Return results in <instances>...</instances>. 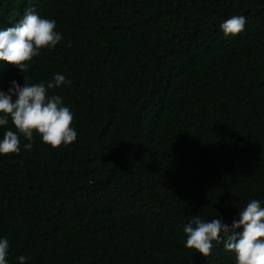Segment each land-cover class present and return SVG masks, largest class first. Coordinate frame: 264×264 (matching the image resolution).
<instances>
[{
	"label": "trees",
	"instance_id": "obj_1",
	"mask_svg": "<svg viewBox=\"0 0 264 264\" xmlns=\"http://www.w3.org/2000/svg\"><path fill=\"white\" fill-rule=\"evenodd\" d=\"M30 8L63 40L24 73L0 60V90L64 75L49 95L78 136L0 154L8 264H236L186 248L183 226L264 207V0H0V30Z\"/></svg>",
	"mask_w": 264,
	"mask_h": 264
},
{
	"label": "clouds",
	"instance_id": "obj_2",
	"mask_svg": "<svg viewBox=\"0 0 264 264\" xmlns=\"http://www.w3.org/2000/svg\"><path fill=\"white\" fill-rule=\"evenodd\" d=\"M246 22L245 16L234 15L219 27L226 37L236 36L245 30ZM62 40V33L56 31V21L43 18L30 8L14 27L0 30V60L24 73L42 49H54ZM67 46L71 47L70 41ZM70 84L71 80L56 73L47 82L29 83L24 77L22 86L12 80L7 92L0 90V126L8 125L11 119L17 130L4 132L0 154H19L21 135L29 141L24 144L26 151L32 149L37 134L52 148L76 141L78 133L72 127L74 113L65 106L62 96L49 95V90ZM238 215L239 219H234L231 225L222 219L206 221L198 215L192 216L183 226L187 237L185 247L208 257L214 245L222 244L225 252L235 254L236 264H264V207L261 201L251 199ZM240 228L242 231H237ZM9 249V240L0 238V264H8ZM18 259L20 264H25V256L20 255Z\"/></svg>",
	"mask_w": 264,
	"mask_h": 264
}]
</instances>
